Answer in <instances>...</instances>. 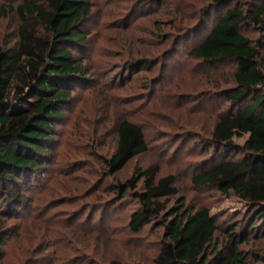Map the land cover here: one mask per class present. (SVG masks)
<instances>
[{
	"label": "rangeland",
	"instance_id": "rangeland-1",
	"mask_svg": "<svg viewBox=\"0 0 264 264\" xmlns=\"http://www.w3.org/2000/svg\"><path fill=\"white\" fill-rule=\"evenodd\" d=\"M23 1L0 0V46L7 52L17 50L25 24L34 21L32 33L47 34L33 15L17 11ZM28 1L46 7L42 0ZM209 1L88 0L90 14L81 25L87 38L72 48L83 77L60 109L50 155L19 186L20 201L0 200V264H152L162 228L152 220L131 230L130 213L138 204L131 193L115 200L113 191L137 168L155 165L159 175L173 174L177 195L166 202L180 197L186 207H208L221 216L218 223L243 208L237 196L191 181L204 168L210 149L205 137L228 107L220 93L227 67L205 66L187 53L223 8L183 35ZM165 50L170 52L163 57ZM123 119L141 126L147 149L109 174L105 160ZM249 244L262 250L264 235Z\"/></svg>",
	"mask_w": 264,
	"mask_h": 264
},
{
	"label": "trees",
	"instance_id": "trees-1",
	"mask_svg": "<svg viewBox=\"0 0 264 264\" xmlns=\"http://www.w3.org/2000/svg\"><path fill=\"white\" fill-rule=\"evenodd\" d=\"M42 1L46 7L27 0L16 9L22 16L33 15L46 36L32 33L33 21L19 28L14 53L0 46V200L7 205L22 199L19 186L48 159L60 109L83 77L81 58L72 48L87 38L81 25L90 14L88 0ZM215 7L223 9L187 53L205 66L227 67V86L220 93L228 107L205 137L210 149L204 168L191 181L237 196L243 208L218 223L221 216L208 207H186L180 197L176 204L166 202L177 195L173 174L159 175L155 165L137 168L113 191L115 200L131 193L138 204L130 213L131 230L152 220L162 228L152 264H264V247L249 244L264 235V0H210L183 35L207 22ZM146 149L141 126L123 119L115 149L105 160L108 173Z\"/></svg>",
	"mask_w": 264,
	"mask_h": 264
}]
</instances>
